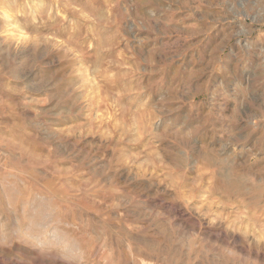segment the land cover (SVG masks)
<instances>
[{
    "label": "rangeland",
    "instance_id": "1",
    "mask_svg": "<svg viewBox=\"0 0 264 264\" xmlns=\"http://www.w3.org/2000/svg\"><path fill=\"white\" fill-rule=\"evenodd\" d=\"M0 264H264V0H0Z\"/></svg>",
    "mask_w": 264,
    "mask_h": 264
}]
</instances>
